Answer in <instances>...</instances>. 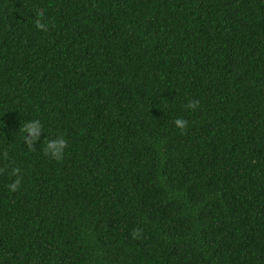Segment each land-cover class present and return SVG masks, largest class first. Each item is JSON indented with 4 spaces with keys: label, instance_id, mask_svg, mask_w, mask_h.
<instances>
[{
    "label": "trees",
    "instance_id": "obj_1",
    "mask_svg": "<svg viewBox=\"0 0 264 264\" xmlns=\"http://www.w3.org/2000/svg\"><path fill=\"white\" fill-rule=\"evenodd\" d=\"M0 264H264V0H0Z\"/></svg>",
    "mask_w": 264,
    "mask_h": 264
},
{
    "label": "clouds",
    "instance_id": "obj_2",
    "mask_svg": "<svg viewBox=\"0 0 264 264\" xmlns=\"http://www.w3.org/2000/svg\"><path fill=\"white\" fill-rule=\"evenodd\" d=\"M35 27L37 29H41V28H44V25L41 24V23H39V22H37L35 24ZM192 106H193L192 104H189L188 105V107H192ZM175 123L179 127H183V124H184V122L181 121V120H177ZM39 127H40L39 122L33 121V122H30L29 124H27L25 126V129L24 130L27 131L29 134H32L33 136H35V133L39 129ZM63 144H64V141L63 140L50 143L47 146L46 151H51L52 152V155L53 156H56L58 158V156H59V150H60V148L63 147ZM17 188H18V182H13L11 185H9V190L10 191H15Z\"/></svg>",
    "mask_w": 264,
    "mask_h": 264
}]
</instances>
